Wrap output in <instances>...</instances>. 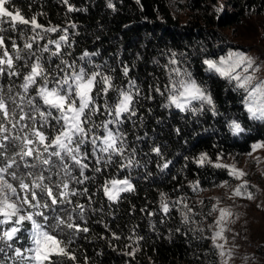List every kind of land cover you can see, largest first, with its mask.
<instances>
[{"label": "trees", "instance_id": "trees-1", "mask_svg": "<svg viewBox=\"0 0 264 264\" xmlns=\"http://www.w3.org/2000/svg\"><path fill=\"white\" fill-rule=\"evenodd\" d=\"M185 3L200 11L204 24H178L165 0H10L5 5L19 10L26 19L36 16L41 25L63 29L75 23L76 28H68L71 47L61 49L62 58L88 71L100 65L103 72L113 76L115 84L126 86L128 79H135L141 89L136 116L125 118L121 125L127 141L125 156L135 149L137 163L122 168L126 160L114 156L112 163L101 161L87 170L89 179L84 180L83 194L70 199L84 205L83 219L76 209L73 222L89 231L76 233L64 227L59 232L58 237L65 242L72 239L69 251L74 250L76 256L75 261L64 257V264H219L209 235L211 199L208 195L194 198L198 191L192 183L200 188L209 186L226 177L227 171L213 163L201 166L196 159L200 153L214 158L216 154L247 151L253 140L264 139V122L249 120L241 91H233L226 80L206 72L202 61L223 50L212 26L235 23L247 9L261 12L264 0H226L230 10L218 13L211 11L208 0ZM69 6L76 10L69 12ZM169 49L185 53L184 65L195 79L206 84L218 114L213 115L207 105L196 115L162 107L167 101L154 87L158 82L163 90L167 83L162 65L167 63L165 53ZM85 51L97 53L86 58L92 66L79 59ZM44 63L54 69L60 58ZM20 64L19 60L15 63L21 75H3L0 85L21 82L25 70ZM124 65L130 69L128 78L122 74ZM114 95L110 93L109 98ZM149 95L152 99L146 98ZM31 96H35L34 91ZM103 100L101 96L98 103L102 105ZM105 118L97 115L94 119L99 123ZM230 120L238 121L245 131L234 135L228 126ZM154 147H159L162 155L153 152ZM167 161L171 163L162 170ZM96 167L101 171H94ZM113 176H128L134 187L115 202L107 199L102 185ZM161 193L166 194L167 213L161 209ZM113 233L120 239H114Z\"/></svg>", "mask_w": 264, "mask_h": 264}, {"label": "snow or ice", "instance_id": "snow-or-ice-1", "mask_svg": "<svg viewBox=\"0 0 264 264\" xmlns=\"http://www.w3.org/2000/svg\"><path fill=\"white\" fill-rule=\"evenodd\" d=\"M9 2L10 0H0V16L11 18L13 30L16 29L17 24L30 25L33 35L31 37L25 35L27 28L21 30V36L24 37L23 48L13 40L11 53L5 47V37L0 35V49H2L0 76L5 73L9 77L20 76L21 72L15 70V61L18 60H24V67L27 69L19 85L22 92L12 96L11 86L8 94L0 87V226L9 223L13 225L0 231V241L11 247L8 242L13 241L25 222H28L31 225L29 231L31 246L23 253L20 249H16L15 257L23 264H64V257L75 261L76 256L74 250L69 251L72 239L67 242L59 239V232L64 227L75 229L76 233L88 232L89 229L75 224L71 214H68L66 219L58 215L57 207L73 205L72 212L79 209L83 219L84 205L73 204L70 199L83 193L70 189L69 184L71 181L82 184L84 180L89 179L85 176V170L89 165L84 162L88 159L86 151L88 146H91V154L96 157L97 164L101 161L105 165L110 164L114 156L126 160V163L120 166L122 168H130L137 163L134 160L135 149L127 157L125 156L127 141L121 125L125 118L131 119L136 116V105L139 103L138 98L141 97V89L135 79H128L126 86L115 84L113 76L103 72L100 65H93L92 70L88 71L84 66L63 59L61 49L71 47L68 28H76L75 23L63 29L58 26L45 28L37 22L36 16L29 20L21 15L19 10L13 14L5 7ZM64 3H67V0H64ZM108 6L113 7L111 2ZM74 10L76 9L68 7L69 12ZM3 31L4 29H0V32ZM58 31L62 33L58 39H49L42 47L38 46L40 55L31 51L33 43L38 39H43L47 33ZM49 45H55V50L50 49ZM24 50H28L27 57L21 55ZM44 53L49 54V62L53 57H58L60 63L54 69L51 68L50 63L46 67ZM96 54L85 51L79 59L92 64V61L86 58ZM165 55L168 60L162 67L166 71L167 83L163 90L158 82L154 87V91L164 96L167 101L162 107H175L181 112L190 111L196 115L207 105L213 115L218 114L206 84L195 79L189 69L184 67L185 53H177L169 49ZM33 57L35 59H32ZM202 63L206 72L226 80L233 86V91L243 92L241 102L249 120L264 122V79L257 77L259 66L256 65L253 57L240 50H229L218 59L205 58ZM129 71V67L124 65L122 74L125 78H128ZM32 90L35 91V96L30 95ZM149 90H153L152 85L149 86ZM110 93L115 94L111 99ZM101 96L104 98L102 105L98 103ZM146 98L152 99V96ZM193 102H198L200 107H194ZM17 115L18 119H16ZM97 115L106 118L97 123L94 119ZM228 126L234 135L245 131L236 120L230 121ZM261 147H264V142L252 145L253 151ZM9 149L13 150L11 156L8 155ZM152 151L162 155L159 147H154ZM219 160L218 155L217 161ZM196 162L201 166L205 162L212 163L206 153H201ZM170 163L171 161L165 162L162 170L168 168ZM73 166L78 167L83 179L73 175ZM213 166L228 168L229 175L236 179L246 175L235 165L217 162ZM53 168L59 171L52 172ZM94 171L100 172L101 169L96 167ZM46 172L49 175H45ZM60 172L63 173V177L54 183L53 176H58ZM226 184L225 181L221 186ZM198 186V184L193 185L194 189ZM246 189L247 181H244L233 195L253 199V194ZM130 191H134V187L129 178H112L106 180L103 185L104 195L112 202L117 201L121 193ZM160 195L161 209L167 213L169 205L165 201L166 194ZM60 210L67 211L63 208ZM212 210L217 209L213 206ZM219 213L217 226H220L227 216L232 215L228 209L223 208L219 209ZM38 217L42 218V222L37 219ZM187 220L188 217L185 216V222ZM223 231L224 228L220 227V230L214 233L212 237L214 244L216 239L222 236ZM113 238L120 239L115 233ZM215 246L220 249L224 247L222 244ZM220 254L225 255L223 251ZM54 257L58 259H53Z\"/></svg>", "mask_w": 264, "mask_h": 264}, {"label": "rangeland", "instance_id": "rangeland-1", "mask_svg": "<svg viewBox=\"0 0 264 264\" xmlns=\"http://www.w3.org/2000/svg\"><path fill=\"white\" fill-rule=\"evenodd\" d=\"M165 1L171 16L177 21L178 24L185 25L191 24L193 22L204 24L200 11L198 9H191L188 5H186V0ZM208 3L210 5L211 11L215 13L230 10V6L226 3V0H208ZM7 9L13 12V14L16 12V10H11L9 8ZM43 26L45 28L50 27L45 25ZM212 27L218 32L220 36L221 45H219L223 48V50L214 56L207 55L203 58V60L205 58L218 59L220 56L225 55L229 50H240L246 53L248 56L254 58L256 65L259 66V70L256 72V75L259 79H264V9L259 13L254 12L251 9H247L237 22L223 25L218 28L215 26ZM25 28H27L25 35L31 37L33 33L31 32L30 25L24 26L17 24L16 29L13 30L11 18L7 16H0V29H4L3 32H0V35L5 37V47L8 48L10 53L13 51V40L16 41L20 48H23L24 37L21 36V30ZM58 28L62 29V27ZM61 34L62 33L59 31L47 33L43 39H38L36 42H34V47L31 51L36 52L37 55H40L38 46L42 47L48 42L49 39H58L59 35ZM49 48L55 50V45H49ZM27 53L28 50H24L21 55L27 57ZM0 55H2V49H0ZM48 55V53L43 54L45 62H48ZM32 59H35V57ZM67 61L70 63L73 62V60ZM19 63H21L20 65H22L26 71L27 69L24 67V60H19ZM75 63L78 66H81L77 62ZM89 66H92V64ZM184 67L186 66L184 65ZM15 70L17 71L18 69L16 68ZM4 76L8 75L5 73ZM22 80L18 85H16V82H12L7 85H0V87L3 88L4 93L8 94V89L11 86V95L16 96L17 92H22V89L19 88ZM33 91L34 90L30 91V95ZM241 93L243 99L244 94L242 91ZM16 99L19 103L18 96ZM198 104V102H193V106ZM16 119H18V115ZM260 142H264V139L259 138L253 140L251 142L250 148L245 152H226L224 154H216L214 158H208L213 164L219 162L225 165H235L237 169L246 173L245 176L241 177L240 179H236L234 176L229 175V170L226 168V177L217 180L216 183L209 186L196 188V191L198 192L194 194V198L201 195H208L211 199L212 209L213 206H215L217 209L216 211L211 210V220L209 222V235L213 244L214 242L212 237L214 233L219 231L220 227L224 228L222 236L218 237L215 241V244H222L224 246L223 249L217 248L215 246L219 264H264V254L261 250L264 249V147L257 148L255 151L252 149L253 144ZM86 151L88 153V159L84 162L87 163L89 167L85 170V176H88L87 170L92 165L98 166L99 164L96 163V157L91 154V146H88ZM12 153L13 150L9 149L8 155L11 156ZM249 153H251V155H249ZM218 155L220 156L219 161H217ZM106 158L107 157H105V159ZM58 171L59 169L57 168L52 169V172ZM45 175H49V173L46 172ZM73 175L78 179H83V177H81L79 174L78 167L76 166H73ZM62 177L63 173L60 172L58 176H53V182H58ZM112 178L124 179L129 177H109L103 181L102 185H104L106 180H110ZM225 181L227 184L225 186H221L224 185ZM244 181H247L246 190L253 194V199H248L245 196L233 195L237 187L244 183ZM192 184L195 185V183ZM69 187L70 189L76 190L78 193H82L84 191L83 183L78 184L75 181H71ZM74 203L75 202H73V204ZM75 204L81 203L76 202ZM62 206L63 209H67V211H62L60 213L59 211ZM222 208L228 209L232 215L227 216L222 224L217 226L216 221L220 216L219 209ZM57 214L65 219L67 218L68 214H71L72 217L76 215L75 212H72V205L58 206ZM37 219L41 220L42 222V218L38 217ZM12 226L13 225L11 223L0 226V231H3L4 228H10ZM30 228L31 225L28 222H25L24 227L19 233H17L19 238L16 237L17 239L15 238V240L8 242L11 244V247H8L5 242L0 241V264H23L20 259L15 257V250L20 249L23 253L26 248L31 246L29 239ZM58 238L60 239V237ZM221 251L225 253L224 256H221ZM229 253H231V255H228Z\"/></svg>", "mask_w": 264, "mask_h": 264}, {"label": "bare ground", "instance_id": "bare-ground-1", "mask_svg": "<svg viewBox=\"0 0 264 264\" xmlns=\"http://www.w3.org/2000/svg\"><path fill=\"white\" fill-rule=\"evenodd\" d=\"M262 250V253L264 254V249H261Z\"/></svg>", "mask_w": 264, "mask_h": 264}]
</instances>
